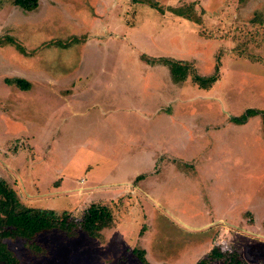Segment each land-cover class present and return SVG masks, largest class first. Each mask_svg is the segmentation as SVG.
Returning a JSON list of instances; mask_svg holds the SVG:
<instances>
[{
  "label": "rangeland",
  "instance_id": "374dc122",
  "mask_svg": "<svg viewBox=\"0 0 264 264\" xmlns=\"http://www.w3.org/2000/svg\"><path fill=\"white\" fill-rule=\"evenodd\" d=\"M84 1L0 0V177L26 205L78 220L99 203L114 223L7 248L19 264H195L213 247L264 263V0H97L99 23ZM121 9L148 54L110 47L76 87L94 59L80 30L113 29ZM169 48L182 80L150 66ZM216 66L209 88L192 79ZM248 108L259 112L237 122Z\"/></svg>",
  "mask_w": 264,
  "mask_h": 264
},
{
  "label": "trees",
  "instance_id": "16d2710c",
  "mask_svg": "<svg viewBox=\"0 0 264 264\" xmlns=\"http://www.w3.org/2000/svg\"><path fill=\"white\" fill-rule=\"evenodd\" d=\"M14 3L24 10L37 8L39 0H14ZM198 21V19H194ZM161 62L167 64L173 78L184 79L188 74L187 66L180 68L181 62L168 58H161ZM218 78V67L212 75H193V80L200 86L209 88ZM15 83L21 88H27L29 82L23 78H15ZM259 111L248 108L241 117L235 118L237 122H245L249 115L257 114ZM69 211L58 212L55 209L24 204L15 189H13L4 178L0 177V262L7 264H19L12 251L7 248L4 241L6 237H22L31 239L36 234L51 230L60 229L68 235L75 233L79 227L89 236H99L103 229L111 227L114 223V216L106 205L90 203L83 210L80 219H76ZM143 260V257H140ZM211 261H222L226 264H248L240 255L239 249L232 247L222 249L213 247L206 255L195 264H209ZM264 264V263H261Z\"/></svg>",
  "mask_w": 264,
  "mask_h": 264
},
{
  "label": "crops",
  "instance_id": "0c3cea01",
  "mask_svg": "<svg viewBox=\"0 0 264 264\" xmlns=\"http://www.w3.org/2000/svg\"><path fill=\"white\" fill-rule=\"evenodd\" d=\"M128 1L129 2H126V4H131L132 1H130V0H128ZM39 2H40V0H39ZM84 2L88 5L92 4L91 9H90V13H89L91 16H89V17L90 18L92 17L91 19L93 21H96L99 23L102 19L98 18V17H100V16L102 17V15L105 13H97L96 12V10H97L96 7L98 4L97 0H91L90 2L84 1ZM38 6H39V3H38ZM126 8H127V10L129 9V7H126ZM121 10L119 12H117L118 20L113 19V23H112V21L109 22L114 27L113 29L111 27L110 30H104V31L91 30L90 29L91 26L87 25L88 28H85L84 30H80L81 34L79 36L81 39H80V43L78 44L77 48L79 49V52H81L82 55H83L84 51H86V53H87V51H89L90 54L88 57H92V55H93L94 59L91 60L90 64H89L88 59H87L88 63H85V64L83 63V60L79 61V66L77 67V69H75L76 72L77 71L79 72V75H76V74L74 75L76 87H79V82L82 79V74H84V71L89 70V72H90L91 67L95 68V66L97 65V59L96 58L98 57V55H102V53L104 54L110 47H114L113 49H115V51H116V49L117 50L121 49V50L125 51L126 54H128L129 52H131V53L135 52V54L136 53H139V54L140 53H144V54L146 53L144 51L145 47H142V49H144V50L139 49L137 47V45L139 43H141L142 46H145V44L148 43V42H146V43L141 42L142 36L147 37L144 28H141L140 24H138V22H133L132 24H130L128 22V20L124 17V14H123L124 10L123 9H121ZM95 17H97L96 20L93 19ZM88 23L89 22H86V24H88ZM83 25H84V23H83ZM84 27H85V25H84ZM150 33L151 32L149 30V34ZM152 34H153V32L151 33V35ZM124 42H127V43H124ZM170 42H171V40H170ZM119 45H121L123 48H119ZM155 46H156V44L153 45V48ZM164 50L160 51L159 54H157V55H161V56H157V57H159V58H163V56L175 57L174 55L171 54L170 48H169L168 52H165ZM100 52H101V54H100ZM139 54H136V55L138 56ZM146 54H148V53H146ZM165 54H167V55H165ZM131 56H133V55H131ZM153 58H155V57H153ZM159 58H157V59H159ZM153 63H155V64H152L150 66H154L156 69L165 67V69L167 70V66L164 65L162 62H153ZM142 65L147 66L144 63H142ZM117 67H119L122 72L126 71L122 62H121V65H118V66L115 65V68H117ZM83 68H85V69L83 70ZM115 68L113 67V70ZM103 69L104 68L102 66H100V70L102 71ZM111 69H112V67H111ZM111 69H110V71H111ZM25 80H27V79H25ZM48 81H50V80H48ZM57 86H60V84H58Z\"/></svg>",
  "mask_w": 264,
  "mask_h": 264
}]
</instances>
